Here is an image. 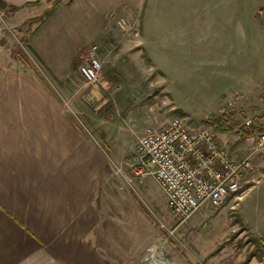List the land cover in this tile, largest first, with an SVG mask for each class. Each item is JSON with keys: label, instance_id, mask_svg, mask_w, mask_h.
Listing matches in <instances>:
<instances>
[{"label": "rangeland", "instance_id": "rangeland-1", "mask_svg": "<svg viewBox=\"0 0 264 264\" xmlns=\"http://www.w3.org/2000/svg\"><path fill=\"white\" fill-rule=\"evenodd\" d=\"M186 8L187 0L166 6L162 18L167 47L154 58L156 66L140 51L142 44L136 46L141 41L134 34L142 28L139 15H116L111 28L116 48L104 51L103 57L105 78L110 87H119L110 97L103 88L85 84L76 69L61 82L53 80L28 48L36 22L24 32V19L13 9L0 8V58L23 64L101 147V225L91 239L107 261L150 264L143 260L147 248L164 243L162 259L168 264H264V153L254 159L253 181L244 191L218 208L203 207L182 225L154 178L134 174L138 139L147 127L163 126L177 116L195 128L209 127L207 121L214 116L227 118L235 129L246 114L261 119L264 113V0L227 1L226 18L200 21L198 34H192L195 40L180 34L187 27L180 19ZM119 17L130 22L131 31L118 29ZM218 135L233 153L240 142L244 151L237 157L251 150L254 135L236 141L237 133Z\"/></svg>", "mask_w": 264, "mask_h": 264}, {"label": "crops", "instance_id": "crops-1", "mask_svg": "<svg viewBox=\"0 0 264 264\" xmlns=\"http://www.w3.org/2000/svg\"><path fill=\"white\" fill-rule=\"evenodd\" d=\"M0 1L4 8L15 7L22 23L44 16L31 31L28 48L49 76L61 82L77 70L75 61L92 43L105 56L117 14L128 19L139 15L141 41L136 46L142 44L140 51L156 66L154 58L167 47L162 14L179 0ZM203 1L187 0L180 15L187 21L180 33L184 39L198 34L200 21L226 18V3L232 2ZM57 105L23 64L0 58V264H112L91 239L101 225L97 199L104 179L103 152ZM217 132L235 134L234 129ZM239 145L234 154L243 158L237 157L244 151ZM158 264H168L167 259Z\"/></svg>", "mask_w": 264, "mask_h": 264}, {"label": "built area", "instance_id": "built-area-1", "mask_svg": "<svg viewBox=\"0 0 264 264\" xmlns=\"http://www.w3.org/2000/svg\"><path fill=\"white\" fill-rule=\"evenodd\" d=\"M116 25L124 34L132 30L125 17L117 18ZM115 48L109 43L103 49ZM101 52L102 47L92 43L77 67V76L87 85L103 88L110 97L119 87H110L105 78ZM256 126L264 128V113L261 119L246 114L242 124L233 129L236 133L241 127ZM218 136L213 127L195 128L186 117L177 116L163 126L147 127L138 139L134 174L139 179L154 178L179 225L205 206H222L253 181L254 159L264 153V130L254 135L251 150L243 158H236L229 144ZM163 244L151 243L143 260L152 264L163 261Z\"/></svg>", "mask_w": 264, "mask_h": 264}, {"label": "trees", "instance_id": "trees-1", "mask_svg": "<svg viewBox=\"0 0 264 264\" xmlns=\"http://www.w3.org/2000/svg\"><path fill=\"white\" fill-rule=\"evenodd\" d=\"M60 2V0H53V4L56 5ZM5 6H7L4 2H1L0 1V8H4ZM11 9H15V7L11 6L10 7ZM48 15V13H46ZM45 14V15H46ZM44 16L41 15V16H37V17H32V18H28L26 19L22 25H21V29L24 30V32H28V29H30V26L41 20ZM13 56L15 58H18L19 55L18 53H13ZM208 124L210 126H212L214 129L216 130H222V131H225V132H232L233 131V126H231L228 121H227V118H223V117H220V118H217V117H212L210 116L209 119H208ZM264 130L263 127H259V126H256L254 128H246V127H241L238 129V131L236 132L237 135H238V140H241V139H245V138H249V137H252L253 135H255L256 133H259V132H262Z\"/></svg>", "mask_w": 264, "mask_h": 264}, {"label": "water", "instance_id": "water-1", "mask_svg": "<svg viewBox=\"0 0 264 264\" xmlns=\"http://www.w3.org/2000/svg\"><path fill=\"white\" fill-rule=\"evenodd\" d=\"M152 264V263H151Z\"/></svg>", "mask_w": 264, "mask_h": 264}]
</instances>
